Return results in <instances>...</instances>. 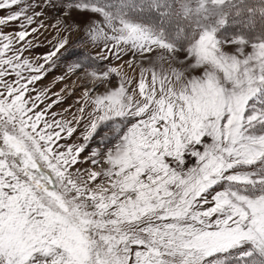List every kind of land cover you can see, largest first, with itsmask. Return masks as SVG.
I'll use <instances>...</instances> for the list:
<instances>
[{"label":"snow or ice","instance_id":"snow-or-ice-1","mask_svg":"<svg viewBox=\"0 0 264 264\" xmlns=\"http://www.w3.org/2000/svg\"><path fill=\"white\" fill-rule=\"evenodd\" d=\"M0 12V264H264V0ZM82 29L99 50L68 69L86 81L68 118L36 84Z\"/></svg>","mask_w":264,"mask_h":264},{"label":"rangeland","instance_id":"rangeland-1","mask_svg":"<svg viewBox=\"0 0 264 264\" xmlns=\"http://www.w3.org/2000/svg\"><path fill=\"white\" fill-rule=\"evenodd\" d=\"M30 2L35 3L36 0H30ZM57 14V10H48L43 21L46 25L55 24V17ZM5 15V13L0 12V16ZM81 21L92 22V18L89 17H78ZM19 24H14L12 28H4V31H12L13 28H18ZM56 36V30L52 27H47L44 30L43 35L39 37L38 40L34 41L37 45L26 55L30 57L42 56L51 50L52 45L48 43L49 40H53ZM79 41H84V43H79ZM99 49L95 47L91 41L85 35V30L82 29L79 32H74L69 45L66 49H62L61 52L63 55L58 54V59L52 70H50L47 75L36 84L37 91L49 89L48 95L51 96L52 93H60L62 100L61 103L56 105L52 111L63 113L66 117L71 118L70 113L65 112V109H70L71 113H75L77 109L81 106L80 101L82 97V93L85 88L86 81L83 77V74H72L68 71L71 64L77 59V56L81 53H87L90 55H95ZM153 58L155 57V53L152 54ZM131 55L124 56L122 61H114L113 59H108L101 61L104 68L115 66L117 63H123L124 61L130 60ZM137 64L141 61L137 58ZM147 63V62H145ZM125 71L127 72L129 78L138 79L139 77V68L135 70L129 69L127 65H125ZM60 77H64L63 80ZM113 86L119 83V79L116 78L113 80ZM35 95V93H32ZM52 99H56L55 96ZM51 101L46 100L45 103H50ZM43 107V105H41ZM78 167H88V165H78Z\"/></svg>","mask_w":264,"mask_h":264}]
</instances>
